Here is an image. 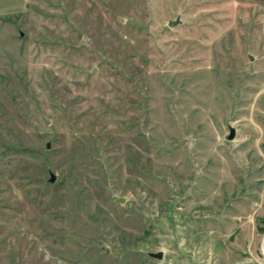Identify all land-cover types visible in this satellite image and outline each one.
Masks as SVG:
<instances>
[{
    "label": "rangeland",
    "instance_id": "obj_1",
    "mask_svg": "<svg viewBox=\"0 0 264 264\" xmlns=\"http://www.w3.org/2000/svg\"><path fill=\"white\" fill-rule=\"evenodd\" d=\"M0 264H264V0L1 17Z\"/></svg>",
    "mask_w": 264,
    "mask_h": 264
},
{
    "label": "crops",
    "instance_id": "obj_2",
    "mask_svg": "<svg viewBox=\"0 0 264 264\" xmlns=\"http://www.w3.org/2000/svg\"><path fill=\"white\" fill-rule=\"evenodd\" d=\"M26 6V0H0V18L19 14Z\"/></svg>",
    "mask_w": 264,
    "mask_h": 264
},
{
    "label": "water",
    "instance_id": "obj_3",
    "mask_svg": "<svg viewBox=\"0 0 264 264\" xmlns=\"http://www.w3.org/2000/svg\"><path fill=\"white\" fill-rule=\"evenodd\" d=\"M180 22L179 17L177 16L174 20H168L167 21V25L169 27L175 26L177 23ZM47 122V120H45ZM235 136V130L233 127L229 126V133L225 136V139L227 140H231L233 139ZM48 181L53 183L55 181V175L54 173L49 170V178ZM115 199L119 202H124L125 199L123 197H119V196H115ZM148 255L150 257L156 258V259H161L163 257V252L162 251H156V252H148Z\"/></svg>",
    "mask_w": 264,
    "mask_h": 264
}]
</instances>
